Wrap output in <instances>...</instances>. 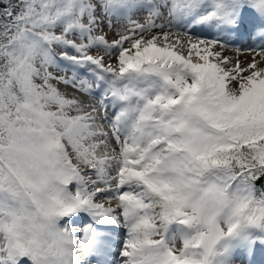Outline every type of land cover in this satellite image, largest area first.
Masks as SVG:
<instances>
[{
	"label": "snow or ice",
	"instance_id": "snow-or-ice-1",
	"mask_svg": "<svg viewBox=\"0 0 264 264\" xmlns=\"http://www.w3.org/2000/svg\"><path fill=\"white\" fill-rule=\"evenodd\" d=\"M258 251L264 0H0V264Z\"/></svg>",
	"mask_w": 264,
	"mask_h": 264
},
{
	"label": "rangeland",
	"instance_id": "rangeland-1",
	"mask_svg": "<svg viewBox=\"0 0 264 264\" xmlns=\"http://www.w3.org/2000/svg\"><path fill=\"white\" fill-rule=\"evenodd\" d=\"M238 41H240V43L237 45H231V48L227 51L228 52V56L232 57V58H236L239 57V59L241 60V62H243L247 57H248V53L241 51V52H236L235 49L239 48V49H244L248 46V44L251 43V41H249L250 39L246 38H242L238 39ZM117 240H119V237H117ZM263 252L258 251L257 252V256H256V260H257V264H264V257L262 256Z\"/></svg>",
	"mask_w": 264,
	"mask_h": 264
},
{
	"label": "bare ground",
	"instance_id": "bare-ground-1",
	"mask_svg": "<svg viewBox=\"0 0 264 264\" xmlns=\"http://www.w3.org/2000/svg\"><path fill=\"white\" fill-rule=\"evenodd\" d=\"M226 55H228V52H226Z\"/></svg>",
	"mask_w": 264,
	"mask_h": 264
}]
</instances>
